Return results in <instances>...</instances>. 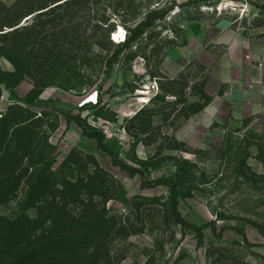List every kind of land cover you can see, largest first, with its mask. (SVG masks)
I'll return each mask as SVG.
<instances>
[{"label":"rangeland","instance_id":"rangeland-1","mask_svg":"<svg viewBox=\"0 0 264 264\" xmlns=\"http://www.w3.org/2000/svg\"><path fill=\"white\" fill-rule=\"evenodd\" d=\"M62 2L0 0V46L17 23L33 27L6 38L24 77L19 94L26 97L34 81L45 85L43 105L22 106L5 91L1 111L10 120L34 117L37 144L57 149L59 183L81 184L85 192L96 177L89 188L112 225L95 263L264 264V107L233 100L213 77L210 59L183 50L212 27L239 33L251 46L264 44V0H80L47 11ZM154 8L165 11L163 18L127 44L136 22ZM119 44L127 46L109 66ZM0 67L15 69L1 55ZM60 110L103 131L109 148L149 182L175 180L186 170L180 190L191 195L179 199V210L203 237L175 222L167 185L142 187L140 174L115 165ZM24 168L13 195L0 191V230L11 237L0 264L12 261L13 238L42 234L39 209L53 201L29 204ZM84 207L69 203L67 211Z\"/></svg>","mask_w":264,"mask_h":264},{"label":"trees","instance_id":"trees-1","mask_svg":"<svg viewBox=\"0 0 264 264\" xmlns=\"http://www.w3.org/2000/svg\"><path fill=\"white\" fill-rule=\"evenodd\" d=\"M79 1L64 0V2L49 8L47 11L54 8H63L64 5L70 6ZM164 12L162 8L149 10L146 16L139 19L136 22V26L131 29L132 36L127 44L137 41L154 28L157 21L165 15ZM43 13L45 11L40 14ZM30 15H33V13H30L25 18ZM19 25L20 23H17L11 31L3 33V36H1L3 37V44L0 46V55L6 58L15 69L8 70L0 67V167L4 169L0 174V191L4 195H13L15 189L23 181L22 167L25 166L26 168L23 170L28 172L26 198L29 204L33 205L34 203L43 202L47 196L52 197L53 201L48 209L43 206L39 209L41 216L39 218L44 220V225L41 226V235L36 233L30 234L29 237H24V239L13 238L14 241L12 243H16V247H14L16 250L9 264H96L98 262L95 259L100 254L99 246L105 241L112 225V219L94 200V193L89 188L90 185L96 183V177L92 176L88 184L82 187H87L85 192L77 189L81 184H75L72 181L59 183L53 171L57 149L49 141H46L45 147L39 143L37 144L34 117H12L10 120L8 113L4 114L1 111L2 98L5 91H8L22 106L43 105L39 102V99L44 93L45 85L40 84V82L34 81L33 88L26 97H22L18 92V87L24 77L20 64L11 55L12 47L6 38L18 33H26L33 28L32 25L25 27ZM115 30L114 26L112 31ZM110 42L114 44L111 39ZM127 44L124 46L119 44L120 48L110 58L109 66L114 65L120 59ZM46 103L58 109L56 101L49 100ZM60 111L66 115L69 122L75 120L83 130V135L94 139L97 146L112 157L115 165L130 171L132 174H140L143 180L142 187L167 185L171 189V214L175 222L194 228L203 237L202 230L191 225L179 210V199L191 195V192L186 193L180 190V187L188 180L186 170L179 173L175 180L160 178L149 182L140 169L127 164L120 158L118 153L109 148L106 134L103 131L91 126L80 115H72L65 110ZM61 185V189L57 187ZM82 195L88 196L89 204L84 202L81 198ZM76 202L84 203L85 207L83 210L78 214L68 212L69 203ZM11 224L15 223L11 222ZM17 227L21 230L23 229L18 225ZM31 231H33V228ZM10 238L6 229L0 230V251L7 245Z\"/></svg>","mask_w":264,"mask_h":264},{"label":"crops","instance_id":"crops-1","mask_svg":"<svg viewBox=\"0 0 264 264\" xmlns=\"http://www.w3.org/2000/svg\"><path fill=\"white\" fill-rule=\"evenodd\" d=\"M190 41L184 54L192 51L209 58L213 77L227 85L233 100L264 107V44L251 46L239 33L217 27L200 31Z\"/></svg>","mask_w":264,"mask_h":264},{"label":"water","instance_id":"water-1","mask_svg":"<svg viewBox=\"0 0 264 264\" xmlns=\"http://www.w3.org/2000/svg\"><path fill=\"white\" fill-rule=\"evenodd\" d=\"M32 16H33V15L28 16V17H27V21H28L29 19H31Z\"/></svg>","mask_w":264,"mask_h":264}]
</instances>
